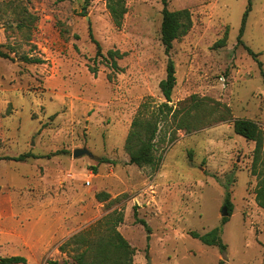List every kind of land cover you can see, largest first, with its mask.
<instances>
[{
    "label": "rangeland",
    "instance_id": "1",
    "mask_svg": "<svg viewBox=\"0 0 264 264\" xmlns=\"http://www.w3.org/2000/svg\"><path fill=\"white\" fill-rule=\"evenodd\" d=\"M108 1L0 0V50L10 56L0 57V158L37 157L0 160V256L77 264L83 249L72 239L95 238L121 213L130 264H264V165L254 170L256 144L233 127L247 119L264 130V0H252L243 37L257 60L238 44L249 0H169L193 18L170 56L162 0H125L121 28ZM169 59L177 84L165 118ZM140 115L157 122L155 166L132 164L126 149ZM80 148L92 156L75 158ZM216 228L224 253L192 235Z\"/></svg>",
    "mask_w": 264,
    "mask_h": 264
},
{
    "label": "trees",
    "instance_id": "2",
    "mask_svg": "<svg viewBox=\"0 0 264 264\" xmlns=\"http://www.w3.org/2000/svg\"><path fill=\"white\" fill-rule=\"evenodd\" d=\"M163 1V20L161 25V39L165 47V52L170 56L173 49L174 42L186 36L193 28L192 13L188 9H182L177 11H170L168 9L169 0ZM108 9L114 25L117 28H121L123 25V19L128 12L125 0H109ZM252 0H249V6L244 14L242 26L238 36V44L245 47L248 53L254 58L258 59V54L245 45L243 41L247 18L251 11ZM92 42L97 47V55H102V48L99 42L93 37L90 32ZM226 44V37L220 40L216 45L223 47ZM110 57L113 59L112 67L118 69L115 56L118 52H110ZM0 57L9 59L10 56L0 50ZM24 61L28 63H41V60L24 58ZM260 68L263 67L262 63L259 64ZM177 84L176 69L173 60L169 59L167 64V77L160 83V89L164 95L166 102L159 106V115L167 117L172 112L173 107L170 106L172 102L173 90ZM157 113L153 114L156 116ZM154 119V118H153ZM157 122L146 120L137 116L131 125V130L126 142V149L130 155V162L138 166H155L157 165V159L154 155V140L157 133ZM234 132L247 141L254 142L256 144L254 149L253 168L256 170L259 164L264 165V130L259 125L247 119H237L234 121ZM30 158H37L33 154H22L14 158H0L9 159L16 162H23ZM264 176V171H263ZM258 199L260 205L264 208V178L263 186L258 193ZM97 198L101 201H107L110 198L109 194H98ZM227 209L230 215L231 205L227 202ZM136 215L137 223H141L147 227L145 220L140 219ZM227 217L223 218V223L227 222ZM124 216L121 213H114L106 219L104 227L106 231L101 234H97L95 238L88 237L87 233L79 234L72 239V242L77 244L81 251L76 259L77 264H130V258L133 255V249L127 240L117 230L118 226L123 222ZM194 238L200 239L208 246L219 247L221 252H225L227 247L223 243L221 238V231L219 228L212 230L211 232L201 236L198 233L192 234ZM27 258L24 256H0V264H26ZM48 264H60L58 261H50ZM67 264V263H63ZM223 264V263H221Z\"/></svg>",
    "mask_w": 264,
    "mask_h": 264
},
{
    "label": "water",
    "instance_id": "3",
    "mask_svg": "<svg viewBox=\"0 0 264 264\" xmlns=\"http://www.w3.org/2000/svg\"><path fill=\"white\" fill-rule=\"evenodd\" d=\"M84 155L92 156L91 152L88 149H86V148L76 149L74 154H73V156L75 158H78V157H81V156H84ZM228 214H229L228 209L225 206L224 209H223L222 216L225 218V217L228 216Z\"/></svg>",
    "mask_w": 264,
    "mask_h": 264
},
{
    "label": "built area",
    "instance_id": "4",
    "mask_svg": "<svg viewBox=\"0 0 264 264\" xmlns=\"http://www.w3.org/2000/svg\"><path fill=\"white\" fill-rule=\"evenodd\" d=\"M87 185L90 186L91 185V182L90 181H87Z\"/></svg>",
    "mask_w": 264,
    "mask_h": 264
}]
</instances>
